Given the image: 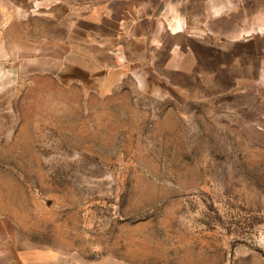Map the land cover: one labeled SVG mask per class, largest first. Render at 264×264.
I'll use <instances>...</instances> for the list:
<instances>
[{
  "label": "rangeland",
  "instance_id": "rangeland-1",
  "mask_svg": "<svg viewBox=\"0 0 264 264\" xmlns=\"http://www.w3.org/2000/svg\"><path fill=\"white\" fill-rule=\"evenodd\" d=\"M254 31L128 42L106 86L17 78L0 100V264H264ZM177 44L193 60L169 69Z\"/></svg>",
  "mask_w": 264,
  "mask_h": 264
},
{
  "label": "crops",
  "instance_id": "crops-1",
  "mask_svg": "<svg viewBox=\"0 0 264 264\" xmlns=\"http://www.w3.org/2000/svg\"><path fill=\"white\" fill-rule=\"evenodd\" d=\"M257 20L264 0H0V100L23 77L110 85L122 68L114 48L134 42L161 50L171 36L236 40L251 37ZM188 49L170 45L167 68L177 53L191 65Z\"/></svg>",
  "mask_w": 264,
  "mask_h": 264
}]
</instances>
